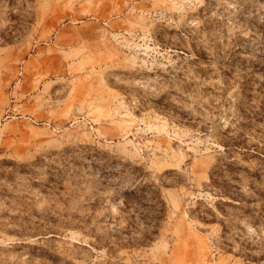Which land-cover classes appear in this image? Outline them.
I'll list each match as a JSON object with an SVG mask.
<instances>
[{
    "label": "rangeland",
    "instance_id": "rangeland-1",
    "mask_svg": "<svg viewBox=\"0 0 264 264\" xmlns=\"http://www.w3.org/2000/svg\"><path fill=\"white\" fill-rule=\"evenodd\" d=\"M0 264H264V0H0Z\"/></svg>",
    "mask_w": 264,
    "mask_h": 264
},
{
    "label": "bare ground",
    "instance_id": "bare-ground-1",
    "mask_svg": "<svg viewBox=\"0 0 264 264\" xmlns=\"http://www.w3.org/2000/svg\"><path fill=\"white\" fill-rule=\"evenodd\" d=\"M258 16H259V15H258ZM257 18H258V17H257ZM259 20H260V21H261V20L263 21V16H260V17H259ZM257 21H258V20H257ZM261 24H262V23H261ZM259 25H260V23H259Z\"/></svg>",
    "mask_w": 264,
    "mask_h": 264
}]
</instances>
